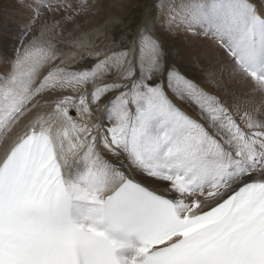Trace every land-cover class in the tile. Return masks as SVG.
Returning <instances> with one entry per match:
<instances>
[{"label": "snow or ice", "instance_id": "obj_1", "mask_svg": "<svg viewBox=\"0 0 264 264\" xmlns=\"http://www.w3.org/2000/svg\"><path fill=\"white\" fill-rule=\"evenodd\" d=\"M98 2L19 0L28 23L0 58V264H264V0H157L94 51L80 20ZM69 26L93 61L78 69L57 47ZM158 30L202 42L198 75Z\"/></svg>", "mask_w": 264, "mask_h": 264}, {"label": "rangeland", "instance_id": "obj_2", "mask_svg": "<svg viewBox=\"0 0 264 264\" xmlns=\"http://www.w3.org/2000/svg\"><path fill=\"white\" fill-rule=\"evenodd\" d=\"M169 1L172 0H163L164 3ZM88 2L92 3L93 0H88ZM116 2L117 0H99L94 13L82 17L80 20L81 31L89 32L90 29H98V32H91L88 36L89 44L95 41L94 51L107 47L115 48L120 37L124 35L125 26L130 21L138 22L148 12H152L154 16L157 14L153 7L157 0H118L121 6L114 7L113 4ZM180 2L181 0H173L171 3L178 4ZM161 16L163 19V14ZM106 21L108 22L106 23ZM157 35L162 39L171 62L184 69L189 76L198 75L199 64L196 59L187 57L186 51L180 48L177 39L171 33L158 30ZM79 37L80 32L74 31L69 26L57 38V47L61 53V59L64 60V67L78 69L82 57L89 64L93 62L89 60L88 54L83 48L76 47L71 43ZM58 63L60 60L55 62V64ZM47 71V68L44 69L43 74H46Z\"/></svg>", "mask_w": 264, "mask_h": 264}, {"label": "bare ground", "instance_id": "obj_3", "mask_svg": "<svg viewBox=\"0 0 264 264\" xmlns=\"http://www.w3.org/2000/svg\"><path fill=\"white\" fill-rule=\"evenodd\" d=\"M28 17L27 7H20L19 0H0V58H14L15 50L20 47ZM171 34L177 39L180 48L186 51L189 59L195 58L199 67L200 64L207 63L201 41L188 37L183 32ZM245 90H247V87ZM181 107L186 106L181 105ZM187 110L192 114L190 109ZM19 130H21L20 127L17 128V131ZM2 151L3 148L0 146V154H2Z\"/></svg>", "mask_w": 264, "mask_h": 264}]
</instances>
